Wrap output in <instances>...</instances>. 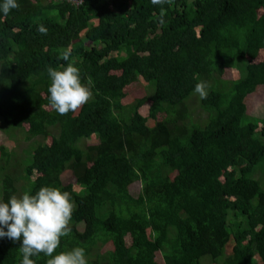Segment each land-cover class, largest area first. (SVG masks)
<instances>
[{
	"label": "trees",
	"instance_id": "trees-1",
	"mask_svg": "<svg viewBox=\"0 0 264 264\" xmlns=\"http://www.w3.org/2000/svg\"><path fill=\"white\" fill-rule=\"evenodd\" d=\"M19 5L0 16V129L38 143L20 173L0 145V199L68 192L71 232L54 255L81 247L88 264H264V119L248 118L245 103L264 86V0ZM68 63L91 97L60 115L47 68ZM229 67L241 71L234 81L222 78ZM139 82L144 95L125 104ZM201 82L210 88L203 125L187 104ZM94 135L97 143L81 144ZM66 170L80 190L64 183ZM19 247L0 240V264H20Z\"/></svg>",
	"mask_w": 264,
	"mask_h": 264
},
{
	"label": "clouds",
	"instance_id": "clouds-1",
	"mask_svg": "<svg viewBox=\"0 0 264 264\" xmlns=\"http://www.w3.org/2000/svg\"><path fill=\"white\" fill-rule=\"evenodd\" d=\"M161 5L165 0H151ZM19 0H0V16L19 8ZM41 34H47L44 26H39ZM70 51L62 53V59L68 61ZM51 81L48 87V100L51 107L60 115L75 112L91 97L90 87L81 82L79 69L68 63L62 70L47 68ZM194 92L201 99L206 98L203 82L198 83ZM74 211V203L66 191L57 187H41L34 194L10 196L7 201L0 199V240L8 239L20 242V264H35L32 257L41 254L49 257L47 264H88L85 249L74 247L54 255L62 237L70 234L68 227Z\"/></svg>",
	"mask_w": 264,
	"mask_h": 264
},
{
	"label": "rangeland",
	"instance_id": "rangeland-1",
	"mask_svg": "<svg viewBox=\"0 0 264 264\" xmlns=\"http://www.w3.org/2000/svg\"><path fill=\"white\" fill-rule=\"evenodd\" d=\"M239 69L236 68H226L224 75L222 78L226 81H234L238 78L239 75ZM241 73V71H240ZM243 74H245L243 70ZM205 85V84H204ZM146 88V84L143 82L135 83L133 85V90L129 88L127 89L128 96L126 99H124V103L128 104L132 102L134 97H138V95H144ZM206 89V95L209 93L210 88L208 85H205ZM136 90V91H135ZM245 103L247 106L246 115L250 119H264V86H258L257 89L249 94L246 99ZM187 104L191 111V116L193 117L194 122H199V124H205L207 121V113L205 112L203 105H202V99L198 94L195 92L192 94L190 98L187 100ZM149 104L145 105L141 108V113L144 116L149 115ZM162 119V116L159 118ZM150 123H154L153 120H150ZM97 135H94L92 137H88L87 139H84L81 144L83 146L88 144H94L98 142ZM47 142H51L50 138H47ZM38 143V140L34 141H27L25 140V137L23 133L19 129L11 130L10 128H4L0 129V145L4 144L6 146V149L8 151H12L16 154L18 158L17 165L14 166V170L17 171V173L22 172V163L28 164L32 161L33 155H34V148L36 144ZM1 155V152H0ZM62 178L65 184H71L74 186L76 190H80L83 186L77 182L73 172L71 171H64L62 174ZM141 189V182H135L130 187V191L132 194L137 195L140 192ZM69 225H71L69 223ZM82 227V225H80ZM232 244L228 247V253L231 252ZM109 248V246L104 247ZM157 261L160 263H164L163 256L158 253L157 254Z\"/></svg>",
	"mask_w": 264,
	"mask_h": 264
},
{
	"label": "built area",
	"instance_id": "built-area-1",
	"mask_svg": "<svg viewBox=\"0 0 264 264\" xmlns=\"http://www.w3.org/2000/svg\"><path fill=\"white\" fill-rule=\"evenodd\" d=\"M70 2H73L75 5H79L82 4L83 0H70Z\"/></svg>",
	"mask_w": 264,
	"mask_h": 264
}]
</instances>
